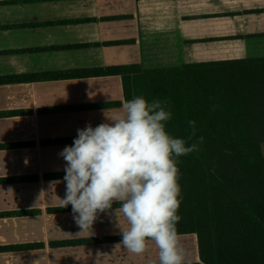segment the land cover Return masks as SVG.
<instances>
[{"label": "crops", "instance_id": "0c3cea01", "mask_svg": "<svg viewBox=\"0 0 264 264\" xmlns=\"http://www.w3.org/2000/svg\"><path fill=\"white\" fill-rule=\"evenodd\" d=\"M250 59H264V0H0V248L33 245L0 264H159L154 244H119L118 203L85 232L61 207L59 153L124 103L120 77L94 73ZM181 244L202 264L195 234Z\"/></svg>", "mask_w": 264, "mask_h": 264}, {"label": "trees", "instance_id": "16d2710c", "mask_svg": "<svg viewBox=\"0 0 264 264\" xmlns=\"http://www.w3.org/2000/svg\"><path fill=\"white\" fill-rule=\"evenodd\" d=\"M94 74L119 76L124 102L134 95L170 100L167 129L175 136L185 137L188 121L196 122L197 137L204 138L200 151L178 158L177 230L195 234L199 261L264 264V59L122 65Z\"/></svg>", "mask_w": 264, "mask_h": 264}, {"label": "clouds", "instance_id": "9594fccd", "mask_svg": "<svg viewBox=\"0 0 264 264\" xmlns=\"http://www.w3.org/2000/svg\"><path fill=\"white\" fill-rule=\"evenodd\" d=\"M170 103L134 95L105 122L77 129L72 145L59 153L65 161V196L59 200L62 208L72 206L81 232L118 203L115 217L122 215L128 224L119 244L136 255L154 244L159 264H185L187 253L177 230L182 219L177 214L178 158L199 152L204 138L197 137L194 120L188 121L185 137L168 131Z\"/></svg>", "mask_w": 264, "mask_h": 264}, {"label": "rangeland", "instance_id": "374dc122", "mask_svg": "<svg viewBox=\"0 0 264 264\" xmlns=\"http://www.w3.org/2000/svg\"><path fill=\"white\" fill-rule=\"evenodd\" d=\"M261 152L264 155V144L261 145Z\"/></svg>", "mask_w": 264, "mask_h": 264}]
</instances>
